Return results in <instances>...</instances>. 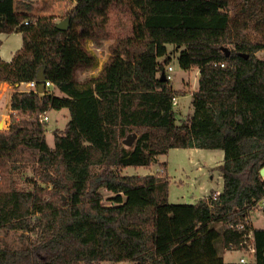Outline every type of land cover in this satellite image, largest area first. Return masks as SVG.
Wrapping results in <instances>:
<instances>
[{
    "label": "trees",
    "instance_id": "16d2710c",
    "mask_svg": "<svg viewBox=\"0 0 264 264\" xmlns=\"http://www.w3.org/2000/svg\"><path fill=\"white\" fill-rule=\"evenodd\" d=\"M31 8L0 0V34L21 35L11 59L0 56V82L40 83L43 69L41 83L57 95H11L22 117L0 130V231L19 235L3 241L0 264H226V251L249 245L264 264V228L249 219L264 200V0H75L66 30ZM109 36L101 70L78 80L79 68L96 63L84 43ZM168 44L179 48L180 68L198 70L192 112L180 122L165 75ZM61 109L69 120L51 147L39 116ZM132 133L144 137L128 147ZM171 148L223 149L216 196L174 205L167 177L121 173ZM24 166L34 174L30 189L13 177ZM182 209L186 223L160 248L161 217Z\"/></svg>",
    "mask_w": 264,
    "mask_h": 264
},
{
    "label": "rangeland",
    "instance_id": "374dc122",
    "mask_svg": "<svg viewBox=\"0 0 264 264\" xmlns=\"http://www.w3.org/2000/svg\"><path fill=\"white\" fill-rule=\"evenodd\" d=\"M28 3L32 8L29 13L37 16L41 14H53L54 21L56 23L68 18L66 13L73 8L75 0H23ZM120 24L128 25L126 18L117 12ZM111 27H109L110 29ZM115 31V30H114ZM111 33V31H110ZM20 33L0 34L1 43L4 42V55L8 50H17L21 47ZM114 41L112 36L101 40L100 44H96L92 40H87L84 43L85 48L93 53L96 57V63L92 67L79 68L76 71V78L82 80L90 75H96L102 68L103 64L107 61L110 52L109 46ZM179 48H175L174 45H167V58L170 59V63L165 67H172V71L169 73L172 76L170 80L174 89L178 91L176 95L177 104L174 106L177 122L186 119L192 112V92L197 88L198 70L193 67L186 71L180 68L178 65V53ZM259 55H261L259 53ZM164 59V58H163ZM22 89V90H21ZM26 91V83L21 85L4 84L0 82V130H7L11 123V117L16 120L22 116L10 108V98L15 91ZM46 93L57 95V90L54 86L47 88ZM67 112L66 109H63ZM64 112H58L57 110L46 111L48 121L43 122L45 124V138L47 143L53 145V131L55 129H63L68 116ZM144 135H137L133 144L137 141H142ZM224 157V151L222 148L216 149H203V148H171L164 155L158 157V160L149 167H134L128 166L123 168L121 173L123 174H160L167 177L168 190L167 201L171 204H188L194 203L203 196L206 197L211 191L222 189V177L219 171V165L222 163ZM164 165V166H163ZM13 177L18 183L21 189H30L31 185L28 183L29 179L34 177V174L29 166L19 167L13 170ZM104 198L110 197V192L102 191ZM106 205H109V201H104ZM261 204V203H260ZM181 215V214H180ZM178 215L175 219H172V214L161 217V226L159 230L164 228V235L159 240L160 248L164 247L165 240L171 238L172 233L176 230L178 223L184 225L186 223V211L182 209V215ZM165 219V220H164ZM250 221L256 226L264 227V210L260 211L259 207L250 213ZM18 232H10L6 234L4 231H0V246L4 242L15 243L18 239ZM159 248V249H160ZM232 250L230 253L225 254L227 262L237 260L241 256L245 258L249 257V253L246 250ZM1 257V255H0ZM97 264H133L128 261L110 262L103 261Z\"/></svg>",
    "mask_w": 264,
    "mask_h": 264
},
{
    "label": "built area",
    "instance_id": "2783aa9c",
    "mask_svg": "<svg viewBox=\"0 0 264 264\" xmlns=\"http://www.w3.org/2000/svg\"><path fill=\"white\" fill-rule=\"evenodd\" d=\"M24 23L27 24L28 21H25ZM222 65H223V64H222ZM171 69H172V67H168V69L165 71L166 78L169 79V80L172 79V76H171V74L169 73L170 71H172ZM43 84H44L45 88H48V87H50V86H53V84H52L50 81H48V80H46ZM26 86H27V90H26V91L33 90V91L37 92L38 87H39V82H37V81H30V82H27V83H26ZM172 103H173V107L177 104V102H176V98H175V97L173 98ZM45 113H46V112L40 114V116H39V119H40L41 122H46V121H48V116H47ZM217 193H218V192L214 193L213 195L216 196ZM259 210H260V211H261V210H262V211L264 210V200H263V201L261 202V204L259 205ZM246 251H248V253H249V257H248V258H245L244 256H241V257L238 259V263H237V264H255L254 259H252V258L250 257V255H253V251H254L253 247H252L251 245H249V246L247 247Z\"/></svg>",
    "mask_w": 264,
    "mask_h": 264
},
{
    "label": "water",
    "instance_id": "95a60500",
    "mask_svg": "<svg viewBox=\"0 0 264 264\" xmlns=\"http://www.w3.org/2000/svg\"><path fill=\"white\" fill-rule=\"evenodd\" d=\"M69 22H70L69 18H66V19L58 22L56 24V27L58 29H60V30H66L69 27ZM225 51L228 54V51L226 49H225ZM161 78L165 79L164 73L161 74ZM43 79H44L43 69H41L40 72H39V75H38V81H40L39 87H38V90H37L38 93H42L45 90L44 84L41 83L43 81ZM0 128H1V125H0ZM135 138H136L135 133H132V134L128 135L127 138L124 140V145H126L128 147L131 146L133 144ZM260 175L264 177V167H262L260 169Z\"/></svg>",
    "mask_w": 264,
    "mask_h": 264
},
{
    "label": "crops",
    "instance_id": "0c3cea01",
    "mask_svg": "<svg viewBox=\"0 0 264 264\" xmlns=\"http://www.w3.org/2000/svg\"><path fill=\"white\" fill-rule=\"evenodd\" d=\"M15 34V33H14ZM21 36V35H20ZM20 42H21V38H20ZM4 42H2L1 43V46H0V56H1V59L3 60V61H9L10 59H11V57H12V55H13V53L16 51V50H8L6 53H5V55H4V50H3V47H4V44H3ZM4 84H6V85H8L9 83H7V82H3ZM22 84V83H21ZM20 84V85H21ZM174 88V87H173ZM176 89V88H175ZM22 90V89H21ZM191 100H192V97H191ZM58 112H64L63 111V109H61V110H58ZM64 114H66V116H68V118H69V115H68V111L67 112H64ZM68 121V120H67ZM137 142H139V141H137ZM48 145L49 146H53V145H50L49 143H48ZM157 160H158V158H157ZM215 191H217V192H219L220 190H215ZM204 197V196H203ZM202 197V198H203ZM252 225L254 226V227H262V228H264L263 226H256V225H254V223H253V221H252ZM230 251H232V250H230ZM230 251H226L225 252V254H227V253H230ZM238 252H239V254L241 255V252L239 251V250H237ZM225 254H224V260H225V262H226V264H237L238 263V259L240 258V255H239V258L237 259V260H235V261H233V260H231V261H229V262H227V260L225 259Z\"/></svg>",
    "mask_w": 264,
    "mask_h": 264
}]
</instances>
